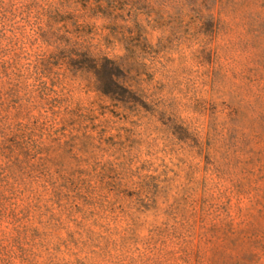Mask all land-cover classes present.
<instances>
[{
	"label": "rangeland",
	"instance_id": "rangeland-1",
	"mask_svg": "<svg viewBox=\"0 0 264 264\" xmlns=\"http://www.w3.org/2000/svg\"><path fill=\"white\" fill-rule=\"evenodd\" d=\"M182 3L170 10L175 24L141 34L146 108L103 98L87 71L65 73L72 106L99 114L74 131L94 136L95 160L76 140L48 167L93 191L78 183L82 195L70 186L58 200L49 185L26 181L34 193L16 202L26 231L18 240L0 217L11 250L0 264H264V0ZM151 7L152 18L165 17ZM80 23L110 56L126 54L122 32L136 36L131 21ZM135 74L127 85L138 95Z\"/></svg>",
	"mask_w": 264,
	"mask_h": 264
},
{
	"label": "trees",
	"instance_id": "trees-1",
	"mask_svg": "<svg viewBox=\"0 0 264 264\" xmlns=\"http://www.w3.org/2000/svg\"><path fill=\"white\" fill-rule=\"evenodd\" d=\"M56 1L0 0V217L9 219L18 240L26 227L16 225L20 222L16 202L18 198L22 200L26 191L34 193L27 188L29 183H40L45 188L49 185L58 200L70 186L79 193L77 196L82 195L78 183L84 193L93 191L90 181L74 182L65 176L59 181L48 167L55 159L52 152L56 151L59 158L63 144L67 146L76 140L88 141L85 152L95 160L94 136L85 132L78 136L74 131L86 128L81 125L97 119L99 114L93 106H72L60 84L65 73L87 71L94 77V91L103 98L146 108L141 96L148 97L140 87L143 82L140 76L146 66L143 53L147 45L141 34L147 27L166 28L168 24H175L180 18L179 12L171 17L170 10L175 11L176 4L183 7L185 0ZM152 3H158L165 17L157 12V17L152 18L149 11ZM143 9L148 11L144 13ZM95 17L107 20L106 26L119 29L132 22L136 36L121 33V40L129 44L125 55L110 56L87 39L88 25L80 23V19ZM132 71L136 73L138 95L130 83L127 85L133 78ZM68 126L72 127L68 131L69 139L61 142L59 134ZM30 206V202L23 205L20 213L27 215ZM4 240L0 239V263H4L5 253L11 251Z\"/></svg>",
	"mask_w": 264,
	"mask_h": 264
}]
</instances>
